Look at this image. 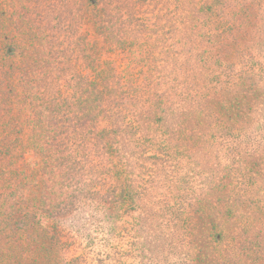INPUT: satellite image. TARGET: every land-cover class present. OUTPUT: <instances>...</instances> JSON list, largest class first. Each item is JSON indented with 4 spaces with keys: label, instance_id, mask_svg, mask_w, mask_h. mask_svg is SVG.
Returning <instances> with one entry per match:
<instances>
[{
    "label": "rangeland",
    "instance_id": "obj_1",
    "mask_svg": "<svg viewBox=\"0 0 264 264\" xmlns=\"http://www.w3.org/2000/svg\"><path fill=\"white\" fill-rule=\"evenodd\" d=\"M5 2L7 19L19 11L30 21L35 50L18 34V18L4 24L2 15L17 42L3 39L0 67L9 54L20 61L21 51L40 67L42 56L53 67L67 60L78 95L94 56L82 41L75 46L71 1ZM113 2L103 0L115 27L113 40H100L101 61L116 62L114 101L129 110L124 123L138 120L141 131L114 141L115 179L105 162L113 140L43 137V148L24 157L23 190L41 227L13 226L3 204L0 264H264V0H218L212 25L200 11L206 0H132L139 12L130 27L142 19L151 32L141 36L126 34L130 19ZM188 28L196 38L185 37ZM157 103L173 112L164 122L146 114Z\"/></svg>",
    "mask_w": 264,
    "mask_h": 264
},
{
    "label": "trees",
    "instance_id": "obj_2",
    "mask_svg": "<svg viewBox=\"0 0 264 264\" xmlns=\"http://www.w3.org/2000/svg\"><path fill=\"white\" fill-rule=\"evenodd\" d=\"M70 1L72 18L69 28H71V36L74 37L75 46L80 45L79 41H82L90 55L94 56L89 64L91 72L85 77L86 79L83 76L85 83L82 86L78 85L80 90L78 95L74 88L71 89V81H66L67 69H70V62L67 60L63 64H58V67H53V63L49 62V58L45 59L42 56V67H40V62L35 61L33 58L21 59L23 55L21 51L18 57L20 61L16 62L15 55L9 54L6 55L9 58L8 64H2L0 67V201H2L0 209L3 204L9 203V216L12 217L10 222L14 221L13 226L15 224L21 225L27 233L37 232L41 225L36 219L38 211H34L35 209L29 211L28 208H24V182L29 178L25 176L24 172V157L29 152L35 155L36 150L43 148L42 145H38L43 137L54 139L60 135L65 137L73 135L90 139L94 137L97 140L107 139V143L113 140V143L109 146L114 149L112 150L113 155L108 154L105 156L106 166L109 167L107 168L108 174L117 167L116 161L120 160V157H118L120 149L114 148V141L121 134L130 135L132 138L141 131L142 127L138 120L133 123H124L126 116H122V113L129 110L114 101L116 89H110L109 87L110 80L117 78L116 62L113 60L102 63L101 61L102 48L100 47V42L103 39H109V36L113 40V28L115 27V25L110 27L112 25L111 22H107L106 17L104 19L106 8L103 7V0ZM113 1V4H115L114 9H117L116 4L121 2L122 9L126 10V16L130 19L128 22L129 27H126V31L129 33L126 32V34L135 32L141 36L151 33L149 26L142 19H136L135 21L138 24L135 27H130L134 16L139 12V8H136L137 3H133L132 0ZM206 1L207 3H203L204 7H201L200 11L208 12V14H205V21L208 25H212L211 20L213 19L214 9L218 6V0ZM18 14H20L19 11L18 13H10L7 19L8 13L6 9L3 7L0 11V16H4V24L8 21L10 25H13V17L16 16L18 18V22L15 24L18 34L26 35L27 39L23 38L22 40L24 42L30 40V47H33L32 27L25 30L28 23L24 22L30 21L25 16ZM108 23H110L109 26ZM10 27L3 24L0 25V46L3 45L4 40L11 41L10 45L12 42H17L14 37L8 38L9 35H12L11 32L14 31V28L10 30ZM8 30L9 32H7ZM38 31L43 38V33L39 29ZM213 31L214 29L211 26L206 28L204 37H207L208 43L215 36ZM185 37L196 38L197 33L194 34V29L188 28L185 32ZM117 38L114 41L120 39ZM47 44L45 42V45ZM117 44H120L119 41ZM71 45L69 43L68 47L60 53L62 57L66 56ZM19 48H21L19 45L13 47L15 50ZM0 49L4 50L6 46L0 47ZM33 49L35 50L34 47ZM115 52L117 50L113 51L116 55ZM102 66H105L106 69L101 70ZM4 67H7L6 71L3 69ZM98 69L101 71H98ZM49 76L52 80L51 86L50 83H45ZM60 80L64 82V87L62 89L60 87L57 90L59 96L56 99L52 94L54 93L53 88L55 86L58 87ZM70 90L73 95H70ZM74 93L76 94L75 99ZM146 111L147 113L142 112L149 116L152 115L157 122H164L166 119L164 113L170 110L163 109L162 104L157 103ZM170 113L173 114L172 111ZM158 133L165 135L161 129L158 130ZM123 135L122 138L124 137ZM145 142L152 143V140H146ZM115 144H117V141ZM117 163L120 162L117 161ZM112 174L113 179H115L118 172L113 171ZM29 180L34 184V177Z\"/></svg>",
    "mask_w": 264,
    "mask_h": 264
}]
</instances>
